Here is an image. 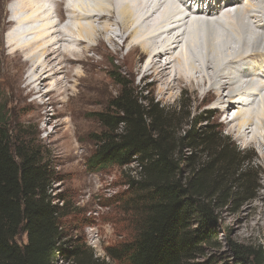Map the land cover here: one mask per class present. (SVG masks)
<instances>
[{
    "label": "trees",
    "instance_id": "16d2710c",
    "mask_svg": "<svg viewBox=\"0 0 264 264\" xmlns=\"http://www.w3.org/2000/svg\"><path fill=\"white\" fill-rule=\"evenodd\" d=\"M121 78L119 91L97 114L102 129L86 166L93 172L136 164L135 174H126L127 239L106 249L107 261L67 238L52 193L53 164L28 139L29 127L22 133L12 127L0 98V264L217 263L212 256L197 260L218 243L223 210L256 198V156L220 125L202 126L212 116L198 117L188 93L168 106ZM228 245L238 264H264L263 248Z\"/></svg>",
    "mask_w": 264,
    "mask_h": 264
},
{
    "label": "rangeland",
    "instance_id": "374dc122",
    "mask_svg": "<svg viewBox=\"0 0 264 264\" xmlns=\"http://www.w3.org/2000/svg\"><path fill=\"white\" fill-rule=\"evenodd\" d=\"M240 1L239 7L242 10L245 1ZM20 3L21 1L18 0H0V98L11 111L12 127L20 133L23 132L22 127H29L25 132L29 134L28 139L36 142L45 151L46 159L53 164L56 180L52 193L55 196V203L61 207L67 238L83 247H89L101 259L110 261L106 258V249L124 241L129 235L130 218L123 201L127 192L126 174H129L130 170H134L131 174H135L136 164L127 168L112 165L93 172L86 166L87 160L95 150L93 139L102 129L97 114L105 110L112 97L117 94L120 89L117 77H122L121 79L133 82L134 86L147 90L149 97H155L168 106L176 105L182 95L188 93L186 98L190 99L188 102H192L193 111L198 117L212 116L204 120L202 126L220 125L224 134L230 136L239 148L256 156L255 163L260 172V188L256 198L240 208L230 205L223 210L221 227L217 230L218 243L207 246L206 255L201 256L197 261H204L212 256L217 261L216 264H238L228 242L235 243L239 247H261L264 250V147L259 142H254V134L257 133L264 141L263 124L256 117L254 124L243 127L242 132H239L238 124L241 118L231 122L238 110L251 108V113L254 112L256 105L251 102L232 105L229 108L232 110L228 112L229 110L222 108L221 99L217 98V91L211 88V83L208 81L200 83V86L182 82L172 91H166L165 83L155 81V75L143 77L148 63L147 58L141 60L138 66H134L129 58L122 59L129 51L130 43L120 38L116 40L117 47L121 48L118 55L114 53V43L106 40L108 50H103L102 54L96 56L104 66L99 73L102 80L92 83L89 92L87 87L84 89L75 85L67 92L60 91L55 86L50 90L51 85L48 83H54V79H47L41 87V92H29L30 87H27V83L33 77L34 69L30 63L26 65L23 63L33 54L29 51L19 53L16 48L9 45L10 39L27 41L35 37L33 33L24 37L23 34L18 35L23 25L13 21L12 8L23 7ZM76 3L72 4L77 5ZM66 5L71 6L67 1L62 5L64 14H66L64 11ZM46 7L54 11L56 4ZM26 10L27 8L22 12L25 13ZM53 11L52 18L57 21L58 17ZM231 13H233L231 14L233 21L237 20L234 12ZM217 21L225 23L226 17ZM153 23L154 21H150V24ZM38 24L34 22L31 25L38 26ZM215 26L227 30V26L220 22ZM73 28L77 31L75 25ZM190 29L191 27L188 30ZM115 30L116 26L113 25L112 31L108 34L113 35ZM208 34L209 28L199 23V27L194 28L192 32V35H198L201 43L199 47L192 46L194 49L192 50V47L189 49L184 41L180 44L191 59L202 66L204 72L198 74L201 81L207 76L203 61H205L204 54L210 50L209 47L206 48L204 41ZM188 37L190 42L192 36L188 34ZM154 39L159 41L161 38ZM261 50L264 51V45ZM188 61L189 58L183 62ZM131 70H134V73ZM57 76L62 77V73ZM220 92L224 95L227 93L226 89H221ZM19 239L22 242L27 241L25 234ZM58 264L68 263L59 261Z\"/></svg>",
    "mask_w": 264,
    "mask_h": 264
},
{
    "label": "bare ground",
    "instance_id": "6f19581e",
    "mask_svg": "<svg viewBox=\"0 0 264 264\" xmlns=\"http://www.w3.org/2000/svg\"><path fill=\"white\" fill-rule=\"evenodd\" d=\"M18 1L23 7L12 8L13 21L23 25L18 35L23 34L24 37L33 33L35 37L27 41L10 39L9 45L19 53L29 51L33 54L23 63H30L34 69V75L27 83L29 92H41L47 79L55 80L48 83L50 90L55 86L67 92L75 85L87 87L89 92L92 83L102 80L99 73L104 66L96 56L108 50L106 40L114 43L113 50L118 55L121 48L117 47L116 40L120 38L130 43L129 51L122 59H131L134 66L144 58L148 59L143 77L155 75V81L165 83L166 91H172L182 82L200 86V83L208 81L217 91V98L221 99L225 110L232 105L249 102L256 105L254 112L250 113L251 108L249 111L243 108L233 116L231 122L241 118L239 132L243 127L254 124L256 117L264 128V51L261 50L264 45V0H244L242 10L240 0H219V3L212 0L215 5L212 9L208 8L207 0L203 5L196 0ZM66 1L71 6L64 7V14L62 5ZM75 2L77 5L72 4ZM50 4H56L54 11L46 7ZM25 8L27 10L23 13ZM52 11L56 13L57 21L53 20ZM231 12L237 20L233 21ZM223 17H226L225 23L217 21ZM150 21L154 23L150 24ZM34 22L39 23L38 26H32ZM218 22L226 25L227 30L216 27ZM199 23L209 28L204 39L206 48L210 50L204 54L207 76L203 81L198 76L204 72L202 66L192 60L180 45L184 41L189 49L199 47L198 35H192ZM113 25L116 30L109 35ZM188 34L192 36L190 42ZM155 37L161 39L157 41ZM188 58L190 61L184 63ZM59 73L62 77L57 76ZM221 89H226L227 93L222 94ZM258 134H254V142L264 147V141Z\"/></svg>",
    "mask_w": 264,
    "mask_h": 264
},
{
    "label": "snow or ice",
    "instance_id": "6c2138e0",
    "mask_svg": "<svg viewBox=\"0 0 264 264\" xmlns=\"http://www.w3.org/2000/svg\"><path fill=\"white\" fill-rule=\"evenodd\" d=\"M197 3L203 5L205 3V0H196ZM208 3V8L212 9L213 7H215V5H213L212 0H207ZM217 3H219V0H217Z\"/></svg>",
    "mask_w": 264,
    "mask_h": 264
}]
</instances>
